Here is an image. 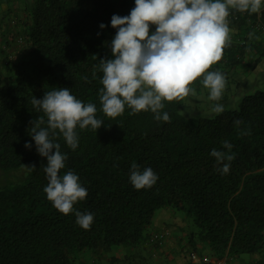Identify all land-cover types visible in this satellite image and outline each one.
I'll list each match as a JSON object with an SVG mask.
<instances>
[{"label": "trees", "instance_id": "obj_1", "mask_svg": "<svg viewBox=\"0 0 264 264\" xmlns=\"http://www.w3.org/2000/svg\"><path fill=\"white\" fill-rule=\"evenodd\" d=\"M133 7L134 0H23L22 12L2 23L0 264L98 262L114 247L148 244L158 230H146L160 208L178 211L196 225L191 242L206 243L216 259L259 254L257 262L264 264V88L244 95L238 108L211 117L184 116L183 99L164 101L167 122L127 106L121 115L107 116L99 99V60L112 56V15H127ZM230 12L237 17L229 22L231 44L210 67L232 84L230 71L246 63L250 72L264 58V11ZM59 87L95 103L96 115L104 120L97 131L77 128L76 150L58 137L68 154L61 174L74 171L88 189L74 207L94 213L89 229L47 198L46 158L29 135L32 121L45 115L33 106V96L42 98ZM225 140L231 149L224 147ZM213 148L233 157L224 161L231 165L229 172L222 173V164L210 154ZM133 162L153 168L156 184L136 189L129 180ZM18 171L23 177L8 180L7 174Z\"/></svg>", "mask_w": 264, "mask_h": 264}, {"label": "clouds", "instance_id": "obj_2", "mask_svg": "<svg viewBox=\"0 0 264 264\" xmlns=\"http://www.w3.org/2000/svg\"><path fill=\"white\" fill-rule=\"evenodd\" d=\"M231 9L261 13L264 0H134L129 14H113L110 24L116 32L109 44L112 56L99 60L103 113L114 118L127 106L134 113L151 111L155 119L170 121L169 113L163 111L164 101L194 96L196 90L190 85L198 77L209 90V98L221 100L227 77L219 70L208 69L221 60L224 49L231 44ZM153 25L155 28L150 31ZM105 27L100 23V29ZM32 104L45 114L32 121L29 133L36 152L46 158L44 172L48 183L44 192L58 211L74 213L77 223L89 229L94 213L74 207L87 197L88 189L74 171L61 174L68 154L61 150L58 137L62 135L66 144L76 150L80 141L77 128L97 131L104 120L96 115L95 103H85L69 87L45 91L42 98L33 96ZM223 110V104L214 105L216 113ZM223 143L231 149L229 141ZM24 146L30 149L32 143L26 141ZM210 154L222 164V173L229 172L231 165L224 161H231V155L215 148ZM158 179L150 166L141 169L132 163L129 180L136 189L151 188Z\"/></svg>", "mask_w": 264, "mask_h": 264}, {"label": "crops", "instance_id": "obj_3", "mask_svg": "<svg viewBox=\"0 0 264 264\" xmlns=\"http://www.w3.org/2000/svg\"><path fill=\"white\" fill-rule=\"evenodd\" d=\"M19 2L22 3L23 0H0V14L3 13L4 15L12 16L11 8H13V10L16 9V11L19 12ZM3 29L5 28L2 24L0 26V30ZM4 38L5 35L2 36L0 31L1 44L4 41ZM191 87L194 86L192 85ZM179 214L171 208H165V210L161 211L157 217L153 218L152 222L157 226L152 228L151 231L168 229L170 231V235L166 239L164 245L158 249H154L146 242L142 244L146 250L147 256H149L148 258L151 259V262H148L146 260L147 258L142 255L138 262L136 260L133 261L132 259L136 258L135 256L137 253L136 251L133 252L134 250L132 248H128L130 250L129 254L121 256V258L125 257L126 260L120 262L117 259L118 257L120 258V256L115 255V253L122 255L124 247H118L116 249H111L109 252L105 253L98 262H91V264H195L189 258L191 252H196L200 258H206V264H258L257 261L262 258L259 254H242L237 257H224L220 260L216 259L210 255L209 248L206 243L197 239H195L194 242H191V231H188L185 228L186 222L184 220V215H182V213ZM129 255H131V257Z\"/></svg>", "mask_w": 264, "mask_h": 264}, {"label": "rangeland", "instance_id": "obj_4", "mask_svg": "<svg viewBox=\"0 0 264 264\" xmlns=\"http://www.w3.org/2000/svg\"><path fill=\"white\" fill-rule=\"evenodd\" d=\"M18 5L20 6L18 7L20 8V10L18 9L19 12H17L16 9L13 10V8H11L12 16L16 13L19 14L20 12H22L21 10L22 3L19 2ZM9 18H10V15H4L3 13H1L0 23L2 24V22H8ZM154 28H155V25L152 26L150 31L154 30ZM8 53H10L11 54L10 56H12L13 58L16 56V54L14 55V52H12V49L8 50ZM246 58L247 60L251 59L250 57H246ZM247 68L248 66H246V63H242L240 66H238L237 68L233 69L232 71L228 73V81H232V84L230 82H227V86L223 93L222 99L219 101H215L209 98V90L203 85L202 77L197 78L198 80L191 83V86L193 85L194 86L193 88H195L196 90V94L194 96L189 95L183 98L184 105L182 107L181 113L186 117H196V118L197 117H211L216 114H219L213 111L214 105L217 103L223 104L224 110L238 108L239 102L244 95L254 93L257 90L264 88V58L254 70H251L249 72V69ZM208 70L213 71L214 68L210 67ZM234 83L235 84L238 83L239 86H235ZM22 167L26 168L25 166H22ZM2 177H3V174H1L0 172V179H2ZM6 177L8 178V180H13L15 178L20 179L21 177H23V173L22 171H18L16 176H13V175L9 176L7 174ZM164 210L165 208L158 209L154 217H157L161 213V211H164ZM175 212L179 214L178 211H175ZM184 220L186 222L185 228L188 231L197 230L196 225L190 222V220H188L185 217H184ZM156 226L157 225H155L152 222L151 225L146 230V232L149 233L151 229L155 228ZM114 248L116 249V247ZM132 249L134 250L133 252L136 251V253L140 255L138 256L136 254L135 256L136 258L132 259L133 261L136 260L138 262L141 259V255H142L143 257L147 258L146 260L148 262H151V259L148 258L149 256H147L146 250L141 243L137 245L136 247H133ZM129 251L130 250L128 248H124V250H122V255L115 253V255L120 256V258L119 257L117 258L118 261L120 262L125 261L126 258L125 257L121 258V256L123 255L126 256L127 254H129ZM87 253H90L91 255V252H87ZM90 255H88L89 258H90ZM129 256L131 257V255ZM90 259L89 261L85 260V263L88 264V262H90ZM85 263L82 262V264H85Z\"/></svg>", "mask_w": 264, "mask_h": 264}, {"label": "built area", "instance_id": "obj_5", "mask_svg": "<svg viewBox=\"0 0 264 264\" xmlns=\"http://www.w3.org/2000/svg\"><path fill=\"white\" fill-rule=\"evenodd\" d=\"M237 17L235 15H232V13L230 12V16L228 17L229 22L232 19H236ZM170 235V231L168 229H162V230H158L153 232L148 240V244L150 245H156V246H163L166 239L169 237ZM189 258L192 262H194L195 264H206L207 263V259L206 258H200L196 252H191L189 255Z\"/></svg>", "mask_w": 264, "mask_h": 264}]
</instances>
